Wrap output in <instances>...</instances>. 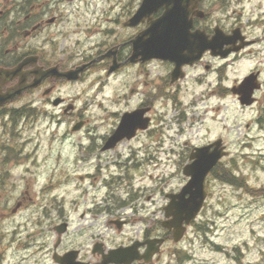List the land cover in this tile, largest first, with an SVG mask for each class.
I'll list each match as a JSON object with an SVG mask.
<instances>
[{"label": "flooded vegetation", "instance_id": "flooded-vegetation-1", "mask_svg": "<svg viewBox=\"0 0 264 264\" xmlns=\"http://www.w3.org/2000/svg\"><path fill=\"white\" fill-rule=\"evenodd\" d=\"M139 2L0 0V123L6 126L0 134V159L8 146L5 143L15 135L29 132L38 120L56 118L57 124L67 125L59 138L63 144L73 142L71 166L76 170V174L65 171L61 181L68 183L69 176L77 177L74 211L61 207L55 211L56 220L46 238L40 236L41 241L33 240L31 230L44 226L35 216L46 211H32L27 221H20L16 217L21 211H15L20 204L10 209L0 207V264L29 260L56 264L53 255L70 251L77 252L79 263L99 264L101 258L94 253V246L101 244L98 249L105 251L109 241L107 233L100 230V211L133 216L135 235L126 236L120 245L163 235L162 216L147 221L149 201L155 203L156 214L164 209V167L178 168L194 149L208 146L213 123L226 130L230 119L232 125L240 127V115H228L229 103L240 112L255 108L244 128L264 129V0H200L189 15L192 33H200L207 41L217 36L226 42L216 41L214 50L181 66L174 83L175 64L133 56L132 40L148 26L146 20L133 27L126 25ZM162 12H155L152 18ZM239 37L251 40V44L235 50ZM246 56L255 66L242 71ZM87 64L77 82L58 78ZM50 71L53 77H47ZM253 72L258 74L254 80L257 89L252 92L254 105L243 108L238 105L236 88ZM74 86L90 89V95L83 100L80 93L69 94ZM20 87L25 89L20 96L3 101L10 90ZM125 113H136L133 125L145 124L146 128H137L131 138L104 150ZM170 115L176 116V129L166 120ZM75 123L81 127L71 133L68 127ZM195 129L198 137L192 136ZM218 138L227 150L225 139L218 136L213 140ZM221 164L209 179L221 175ZM5 167L0 161L2 174L10 178ZM121 221L124 228L130 224L129 217ZM104 224L106 232L107 226L114 227L109 220ZM59 225L65 226L60 237L54 229ZM144 249L141 245L139 253ZM158 259L155 256L151 264ZM132 264L145 263L139 260Z\"/></svg>", "mask_w": 264, "mask_h": 264}, {"label": "rangeland", "instance_id": "rangeland-1", "mask_svg": "<svg viewBox=\"0 0 264 264\" xmlns=\"http://www.w3.org/2000/svg\"><path fill=\"white\" fill-rule=\"evenodd\" d=\"M77 92L78 88L69 89L71 95ZM235 111L240 115V127L233 129L238 135L244 132V123L254 116L255 110ZM5 127L0 123V134ZM66 127L65 122L57 124L56 119L38 120L32 130L9 140L1 155L2 164L6 163L4 171L8 170L12 177H0V207L10 209L23 201L17 210L21 211L16 217L20 221H27L30 211H46L44 226L31 230L36 242L42 240L40 236L46 238L59 205L63 211H74L71 206L66 208L65 203L58 202L72 187L71 183L64 185L60 180V166L68 174H76L74 167L65 162L74 155L72 142L68 140L63 144L59 138ZM212 131L214 133L215 129ZM246 135L251 140L243 143V148L233 149L230 157L237 159L239 183L234 186L209 183L211 195L205 210L196 223L187 228L179 244L164 245L160 264H264V132L252 129ZM241 138L247 142V138ZM24 155H28L27 160L22 158ZM242 156L247 158L242 161ZM178 183L176 179H165V193L177 188ZM73 195L71 192L68 197Z\"/></svg>", "mask_w": 264, "mask_h": 264}, {"label": "water", "instance_id": "water-1", "mask_svg": "<svg viewBox=\"0 0 264 264\" xmlns=\"http://www.w3.org/2000/svg\"><path fill=\"white\" fill-rule=\"evenodd\" d=\"M175 3V0H144L140 11H138L136 14V18L138 19V16H143L147 13L149 14L150 12L155 11L157 8L164 6L168 10L167 16L153 23L149 32H159V28L162 25L165 27H168L169 25L173 27L170 30V34L166 35V33L163 32L162 35L160 34L161 36L157 37L158 41H155L152 45L143 46L144 43L142 42V38H138L137 43L139 46H142L141 50L144 51V49L148 48L146 51L148 56H158L164 58L173 57L175 52L172 50V48L175 40H178L181 43L185 42L187 36L186 24L183 17H181L176 24L174 23L175 20H172V10L175 7ZM152 37L156 39V35H151V38ZM14 95L16 94L9 93V98ZM219 156L220 155L216 153H204L203 159L201 161L189 165L184 169L183 174L190 177L191 179L180 194L170 196L171 201L165 208V218L167 219V222L164 223V227L171 229L174 242H178L183 235L185 230L183 223L186 225L189 224V222L197 215L205 198L203 180L206 176V173L213 166ZM186 194H188V198H184ZM162 242V240H158L148 244L147 256L149 258L155 251H157V247L154 248V243L160 245ZM125 256L126 254L120 250H117L112 253L111 260L109 261L116 264H128L125 262V260L128 259L130 255L128 254L126 257ZM133 258V256L130 257L127 262Z\"/></svg>", "mask_w": 264, "mask_h": 264}]
</instances>
